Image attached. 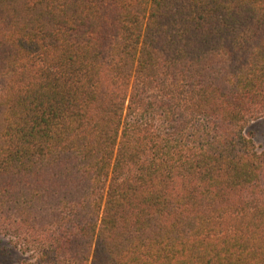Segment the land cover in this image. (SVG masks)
Returning <instances> with one entry per match:
<instances>
[{
  "label": "trees",
  "instance_id": "16d2710c",
  "mask_svg": "<svg viewBox=\"0 0 264 264\" xmlns=\"http://www.w3.org/2000/svg\"><path fill=\"white\" fill-rule=\"evenodd\" d=\"M261 118L264 0H0L17 264H264Z\"/></svg>",
  "mask_w": 264,
  "mask_h": 264
},
{
  "label": "rangeland",
  "instance_id": "374dc122",
  "mask_svg": "<svg viewBox=\"0 0 264 264\" xmlns=\"http://www.w3.org/2000/svg\"><path fill=\"white\" fill-rule=\"evenodd\" d=\"M246 133L255 140L260 150H264V118L250 124L246 129ZM0 247L5 250V252H10V254L5 257L6 259L4 258L6 260L4 264H17L29 256V254H25L17 249L10 237L1 234Z\"/></svg>",
  "mask_w": 264,
  "mask_h": 264
}]
</instances>
